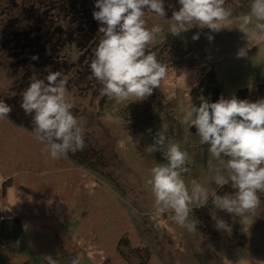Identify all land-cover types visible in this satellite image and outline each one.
<instances>
[{
	"label": "rangeland",
	"instance_id": "374dc122",
	"mask_svg": "<svg viewBox=\"0 0 264 264\" xmlns=\"http://www.w3.org/2000/svg\"><path fill=\"white\" fill-rule=\"evenodd\" d=\"M251 2L226 0L233 23L219 32L193 26L173 35L171 17L161 20L146 13L149 29L155 24L163 29L146 52L155 53L168 73L144 100H109L95 81L87 90L67 86L90 161L70 155L53 159L32 129L11 117L0 119V216L8 211L21 216L27 230L17 241L0 240V264H44L45 256L57 254L58 241L76 252L81 264H264V193H259L257 216L246 226L238 217L215 210L232 226L231 232L217 231L210 199L208 207L194 208L192 215L201 223L197 232L189 233L173 221L171 212L155 214L146 186L150 169L167 163L162 150L152 149L163 126L169 143L189 154V170L182 173L186 183H205L219 166L209 145L200 144L196 131L181 123L194 104L190 90L203 74L214 70L227 99L241 88H249L254 102L264 99V39L249 42L235 28ZM37 3L0 0V96H22L33 72L44 78L48 68L67 81L68 61L63 59H77L78 52L69 48L53 63L9 48L11 32L28 25L23 13ZM196 34L199 39L194 40ZM241 49H246L244 57L238 56ZM205 187L210 197L231 192L230 186L221 189L214 182Z\"/></svg>",
	"mask_w": 264,
	"mask_h": 264
},
{
	"label": "clouds",
	"instance_id": "9594fccd",
	"mask_svg": "<svg viewBox=\"0 0 264 264\" xmlns=\"http://www.w3.org/2000/svg\"><path fill=\"white\" fill-rule=\"evenodd\" d=\"M226 0H178L179 8L171 14L170 33L179 35L193 26L208 27L213 32L229 28L233 12ZM93 18L99 23V42L89 67L91 75L102 85L100 94L122 103L151 96L168 73L167 65L158 61L155 53L146 50L162 32V26L147 27L146 13L167 19L164 0H96ZM238 28L248 41L264 39V0H252L250 10L238 18ZM210 39L212 37H209ZM199 39V34L193 36ZM246 55V49L238 52ZM32 60H38L34 55ZM40 78L33 72L30 83L22 93L21 107L33 118V134L53 159L65 158L85 147L84 130L73 114L68 99L67 81L60 71L45 69ZM200 104L186 109L181 123L195 126L199 143L209 145L208 152L219 166L205 183L214 182L218 188L230 186L231 192L211 197L205 183H186L182 173L189 169V154L179 144L169 143L168 129L163 126L154 137L153 151L162 150L167 163L150 169L146 186L154 197L155 214L171 212L173 221L189 233L198 231L200 220L192 213L208 207L210 217L220 232H231L227 220L216 211L238 217L246 226L257 216L261 207L259 193H264V99L256 102L221 97L209 102L203 96ZM12 107L0 101V119L8 118ZM151 132V129L148 130ZM46 264H59L51 255ZM71 264H80L74 257Z\"/></svg>",
	"mask_w": 264,
	"mask_h": 264
},
{
	"label": "trees",
	"instance_id": "16d2710c",
	"mask_svg": "<svg viewBox=\"0 0 264 264\" xmlns=\"http://www.w3.org/2000/svg\"><path fill=\"white\" fill-rule=\"evenodd\" d=\"M23 1L32 2V0ZM37 2L36 5H30L26 14L23 13L26 19L28 17V25L11 32L10 38L6 41L7 44H12V47L9 48L18 49L23 52V55H25L24 52H27L30 57L38 55V60H46L49 63L56 58V60H60L59 57L62 56L61 54L66 48L74 49L78 52L76 60L65 59L66 57L63 59L64 62L68 61L69 63H65L67 67H64V73L68 76L67 86L73 85L84 90L94 87V81L99 82L91 75L89 65L94 58L95 48L102 35L98 32L99 23L93 18V12L99 10L95 8L96 0H37ZM164 4L168 13L167 18H170L172 12L179 8L178 0H164ZM91 54L92 57H90ZM18 55L16 54V56ZM261 88L263 87L260 86ZM190 96L196 106H199L201 96L209 102H216L221 97L227 99L223 88L217 81L214 70L203 74L191 88ZM236 98L252 102L249 88L239 89L236 92ZM0 101H4L12 107L13 110L9 117L14 122L33 129L32 116L25 114L21 107L22 96H0ZM88 153L87 148L84 147L82 151L75 154L69 153V155L90 161L85 157ZM23 232L24 223L21 216L14 215L9 211L0 216L1 241H17ZM45 257L44 264H46ZM52 257L56 258L59 264H71V260L77 256L76 252H68L64 245L58 241L57 254Z\"/></svg>",
	"mask_w": 264,
	"mask_h": 264
},
{
	"label": "crops",
	"instance_id": "0c3cea01",
	"mask_svg": "<svg viewBox=\"0 0 264 264\" xmlns=\"http://www.w3.org/2000/svg\"><path fill=\"white\" fill-rule=\"evenodd\" d=\"M251 100H252V102H254V99H253V95H252V93H251ZM24 222H25V220H23V223H24ZM29 227H30V229L33 228V227H34V223H32V224L29 223ZM24 232H25V233L27 232L25 223H24ZM24 232H23V234H25ZM23 234H22V236H23ZM25 235H26V234H25ZM22 236H21V238H22Z\"/></svg>",
	"mask_w": 264,
	"mask_h": 264
},
{
	"label": "water",
	"instance_id": "95a60500",
	"mask_svg": "<svg viewBox=\"0 0 264 264\" xmlns=\"http://www.w3.org/2000/svg\"><path fill=\"white\" fill-rule=\"evenodd\" d=\"M192 130H193V131H196L195 126H192Z\"/></svg>",
	"mask_w": 264,
	"mask_h": 264
}]
</instances>
